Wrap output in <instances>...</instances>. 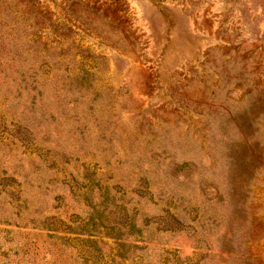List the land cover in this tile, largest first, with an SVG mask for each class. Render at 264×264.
Masks as SVG:
<instances>
[{"label": "rangeland", "instance_id": "374dc122", "mask_svg": "<svg viewBox=\"0 0 264 264\" xmlns=\"http://www.w3.org/2000/svg\"><path fill=\"white\" fill-rule=\"evenodd\" d=\"M0 264H264V0H0Z\"/></svg>", "mask_w": 264, "mask_h": 264}, {"label": "trees", "instance_id": "16d2710c", "mask_svg": "<svg viewBox=\"0 0 264 264\" xmlns=\"http://www.w3.org/2000/svg\"><path fill=\"white\" fill-rule=\"evenodd\" d=\"M30 43H31V44H32V43L36 44L37 42H35L34 40H31Z\"/></svg>", "mask_w": 264, "mask_h": 264}]
</instances>
